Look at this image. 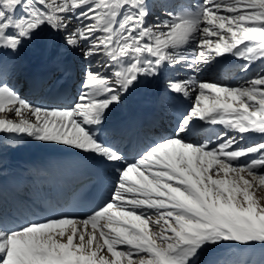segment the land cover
<instances>
[{"label": "snow or ice", "instance_id": "obj_1", "mask_svg": "<svg viewBox=\"0 0 264 264\" xmlns=\"http://www.w3.org/2000/svg\"><path fill=\"white\" fill-rule=\"evenodd\" d=\"M152 16L150 0H0V54L48 29L100 64L68 107L30 102L0 71V133L67 146L114 177L82 218L10 222L0 212V264H200L214 246L264 247V69L234 84L170 79L168 90L192 103L170 135L131 158L102 134L144 79L232 58L245 74L264 65V0H197ZM196 121L222 126L215 142L189 140Z\"/></svg>", "mask_w": 264, "mask_h": 264}, {"label": "bare ground", "instance_id": "obj_2", "mask_svg": "<svg viewBox=\"0 0 264 264\" xmlns=\"http://www.w3.org/2000/svg\"><path fill=\"white\" fill-rule=\"evenodd\" d=\"M196 2L197 0H150L152 12L158 4L165 7L159 14L161 16H164L173 4ZM152 19L156 18L152 16ZM62 34L46 29L25 43L18 53L0 54L3 59L0 71L8 75L7 82L21 96L37 105L65 107L76 97L78 91L80 94L84 90L82 80L89 68L100 67L98 63L90 65L84 60L79 49L74 50L60 45ZM102 59L100 57L99 60ZM239 62L232 58L216 64L217 75L212 80L224 82V77L230 74ZM180 70H182L180 75L177 71H163L156 79H144L127 93L122 102L113 106L109 112L103 125V137L124 150L131 158L153 141L170 135L179 117L192 103L189 99L177 98L168 90L170 79L203 77L187 68ZM242 73L240 71V74ZM71 78L75 79V84L67 102L56 105L44 101L46 96L53 95L52 92L57 86L64 85ZM38 88L40 94L37 93ZM136 114L142 117L156 115L159 125L152 130L140 129L138 125L133 124ZM2 116L3 114H0V117ZM220 127L219 125L209 127L203 122L196 121V129L189 140L201 142L211 137L215 142L216 134L221 131ZM52 159L56 162L55 166L50 164ZM76 171L84 179L89 173L94 172L105 180L108 192L103 202L108 199L114 177L98 160L86 159L81 153L67 146L36 142L17 134L0 133V181L9 177L19 181L15 191L0 192V212L12 222L28 219L30 213H35L37 209L35 206L44 198H53L61 204L67 191L77 184ZM262 194L264 190L257 192V198H264ZM239 252H241L239 264H262L264 247L258 245L253 247L240 245L233 251L209 249L202 254L200 261L202 264H238L234 254Z\"/></svg>", "mask_w": 264, "mask_h": 264}, {"label": "rangeland", "instance_id": "obj_3", "mask_svg": "<svg viewBox=\"0 0 264 264\" xmlns=\"http://www.w3.org/2000/svg\"><path fill=\"white\" fill-rule=\"evenodd\" d=\"M165 7L163 6V5H160V4H158V5H156L155 6V8L153 9V17H155V18H157V16L163 11V9H164ZM160 17H163V16H161V15H159ZM64 36H65V34H62V39H61V43H60V45H62V46H64L65 45V43H64ZM100 59V58H99ZM242 62L240 61L238 64L236 63V66L234 67V69H233V71L232 72H230V74H228V75H226L224 78V82H222V83H224V84H234V83H236V81L237 82H243L246 78H250V77H252L253 76V74L256 72V71H259V70H261V69H264V65H262V64H259V63H257V65L252 69V71H249L248 73H242V74H240V64H241ZM97 64V63H96ZM95 64V65H96ZM98 65L100 66V64L98 63ZM216 65H214V67L212 68V70L211 71H208V72H204V73H199V74H201V75H203V77H201L202 78V80L203 79H208V80H212L213 78H214V76L215 75H217V67H215ZM181 72H182V70H179V71H177V73L180 75L181 74ZM77 76V75H76ZM184 76H186V74L184 75ZM183 76V77H184ZM179 79H180V77H178ZM200 79V78H199ZM213 81V80H212ZM229 81V82H228ZM231 82H233V83H231ZM78 95H79V91L77 92V95H76V97L70 102V103H68L65 107H68V106H70V105H72L73 103H74V101H75V99L78 97ZM209 127H213L212 125H208ZM220 129L222 130V126L220 127ZM205 136H203V138H204ZM205 140H202L201 142H204ZM261 190H259V191H257V192H260ZM256 192V193H257ZM263 196H264V194H262ZM240 245H222V246H214V247H211V248H209L210 250L211 249H216V250H226V251H233V249L235 248V247H239ZM208 249V250H209ZM234 257H236V260H238L237 261V263L239 264V257H241V252H239V253H236V254H234ZM200 264H202V261H200ZM262 264H264V258L262 259Z\"/></svg>", "mask_w": 264, "mask_h": 264}]
</instances>
